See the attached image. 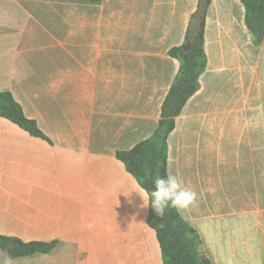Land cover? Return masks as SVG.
I'll use <instances>...</instances> for the list:
<instances>
[{
    "label": "crops",
    "instance_id": "0c3cea01",
    "mask_svg": "<svg viewBox=\"0 0 264 264\" xmlns=\"http://www.w3.org/2000/svg\"><path fill=\"white\" fill-rule=\"evenodd\" d=\"M199 1L0 0V92L44 134L0 116V234L56 242L15 264H164L119 153L157 132ZM247 18L211 1L199 88L166 139L212 264H264V45Z\"/></svg>",
    "mask_w": 264,
    "mask_h": 264
},
{
    "label": "trees",
    "instance_id": "16d2710c",
    "mask_svg": "<svg viewBox=\"0 0 264 264\" xmlns=\"http://www.w3.org/2000/svg\"><path fill=\"white\" fill-rule=\"evenodd\" d=\"M212 0H200L194 14L186 43L176 47L172 54L183 60L176 84L171 88L162 107V120L157 132L150 139L134 148L119 153L128 170L150 193L157 174L167 175V137L174 127V117L182 112L187 100L199 88L202 69L204 26L207 8ZM247 9V25L264 45V0H241ZM0 116L9 118L35 136H44L37 124L28 119L10 92H0ZM150 225L156 230L162 249L164 264H212L200 250V243L177 209L169 207L163 217L156 215L150 204ZM56 242L25 241L16 236L0 234V248L12 258L50 253Z\"/></svg>",
    "mask_w": 264,
    "mask_h": 264
},
{
    "label": "clouds",
    "instance_id": "9594fccd",
    "mask_svg": "<svg viewBox=\"0 0 264 264\" xmlns=\"http://www.w3.org/2000/svg\"><path fill=\"white\" fill-rule=\"evenodd\" d=\"M154 188L148 194L149 202L137 192L143 199L141 207H147L149 203L159 217L165 215L166 209L175 208L178 211H186L195 206L197 193L187 187L182 179L175 174L160 176L157 174L153 180ZM0 264H15L14 259L6 252H0Z\"/></svg>",
    "mask_w": 264,
    "mask_h": 264
}]
</instances>
